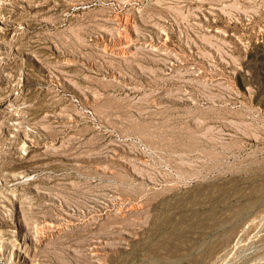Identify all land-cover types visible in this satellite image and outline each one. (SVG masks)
I'll use <instances>...</instances> for the list:
<instances>
[{
	"label": "rangeland",
	"instance_id": "1",
	"mask_svg": "<svg viewBox=\"0 0 264 264\" xmlns=\"http://www.w3.org/2000/svg\"><path fill=\"white\" fill-rule=\"evenodd\" d=\"M0 264H264V0H0Z\"/></svg>",
	"mask_w": 264,
	"mask_h": 264
}]
</instances>
